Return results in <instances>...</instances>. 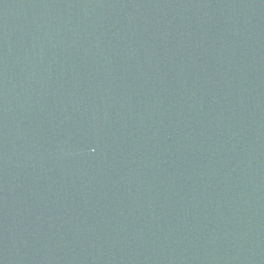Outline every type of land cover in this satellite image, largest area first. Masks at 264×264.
I'll return each mask as SVG.
<instances>
[{"label": "water", "instance_id": "obj_1", "mask_svg": "<svg viewBox=\"0 0 264 264\" xmlns=\"http://www.w3.org/2000/svg\"><path fill=\"white\" fill-rule=\"evenodd\" d=\"M0 264H264V0H0Z\"/></svg>", "mask_w": 264, "mask_h": 264}]
</instances>
